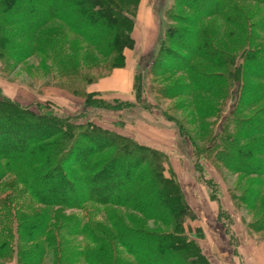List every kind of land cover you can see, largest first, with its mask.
<instances>
[{
	"label": "rangeland",
	"instance_id": "obj_1",
	"mask_svg": "<svg viewBox=\"0 0 264 264\" xmlns=\"http://www.w3.org/2000/svg\"><path fill=\"white\" fill-rule=\"evenodd\" d=\"M125 1L124 6L135 5V0ZM143 1L151 7L157 34L150 49L134 41L135 25L131 47H109L113 36L90 44L98 39L92 33L87 43L68 28L74 7L66 5H56L55 13L67 22L52 21L36 34L14 39L13 28H19L9 26L8 41L23 47V54H0V96L31 113L53 114L85 128L89 123L162 154L168 162L164 175L177 182L191 211L185 235L203 258L211 264H263L264 71L262 66L257 71L245 68L249 52H258L264 60V2L232 0L224 16L200 18L198 11L205 4L192 6L196 13L176 0ZM9 6L5 1L3 10ZM11 12L0 13L15 19L21 11ZM80 16L91 24L84 13ZM135 21L141 31L147 30V10L141 8ZM100 26L92 29H106ZM169 27L177 34L167 31ZM203 30L212 48L230 55L229 62L218 67L215 60L207 63L188 54L200 46ZM127 51L134 62L129 94L97 90L99 81L124 66L119 64ZM175 56L205 76L232 75L225 77L219 94H208L200 83H192ZM17 144L6 147L5 153L16 151ZM253 150L258 154L249 155ZM7 162L0 158V264L157 263L135 254L132 238L135 233L140 240L141 232L172 231L165 223L144 219L126 207L87 203L62 209L39 204L23 182L26 172H4ZM122 235L124 244L118 238Z\"/></svg>",
	"mask_w": 264,
	"mask_h": 264
},
{
	"label": "trees",
	"instance_id": "obj_2",
	"mask_svg": "<svg viewBox=\"0 0 264 264\" xmlns=\"http://www.w3.org/2000/svg\"><path fill=\"white\" fill-rule=\"evenodd\" d=\"M5 1L7 0H0L2 8L0 12H3V15L8 10L21 12L15 19L11 17L9 19L8 15L3 16L0 13V54L11 52V55H14L19 51V55H22L23 47L15 46L13 41H8L10 34L6 28L9 26L19 28L17 30L13 28L14 32H11L12 37L16 39L25 34H36L52 21H66L65 17L55 13L56 5H66L70 10L74 7L73 11L76 13L73 11L70 13L72 19H67L70 21L67 24L68 28L86 41L91 37L89 33H92V37L98 39L90 41V44L103 41L104 36H113L109 47L114 50L116 47L122 50L131 47L130 32L134 26L140 0H135L133 7L124 6L125 0H8L12 6L3 10ZM176 1L184 3V6L192 8L194 12L197 9L192 6L205 4L198 14L200 18H211L224 16L226 10H230L232 0H193L194 4L184 0ZM80 13H84L91 24H84ZM5 19H9L8 23ZM228 19L233 20L229 16ZM100 25H104L106 29L102 32L99 29H92V26ZM167 31L173 32V35L177 34V30L170 27ZM206 35L207 32L203 30L200 44L198 43L200 46L190 48L188 54L202 58L207 63L215 60L218 67L229 62L230 55L212 48L209 41L204 38ZM159 41L162 43V38ZM31 53L29 52L26 57H30ZM257 53L254 51L246 55L249 64L245 69L257 71L262 66L264 71V60L258 57ZM175 57L181 60L180 66L188 71L192 83H200L201 89L208 94H219L224 88L225 77L232 75L229 71L227 76L226 74L205 76L184 58ZM122 64L123 59L119 67ZM261 77L264 78V72ZM227 83L225 87L228 86ZM5 108L12 114L6 113ZM175 125L178 130L181 128V125L177 123ZM16 144L18 145L16 151L5 153L6 147L12 148ZM110 149V153L103 155ZM237 149L240 148L235 147V150ZM0 152V158L8 161L4 172L15 174L20 171L26 172L23 182L39 204L62 209H79L87 203L126 207L144 219L165 223L172 231L153 234L141 232L140 240L137 237L139 234L135 233V237L132 238L135 239L137 248L135 254L147 255L149 259L154 258L157 263L151 262L152 264H211L203 258L195 242L185 235L184 227L189 222L188 214L191 211L177 182L172 177L166 178L164 175L168 162L162 154L89 123L85 128L82 125L67 124L65 120L53 114L31 113L2 96H0ZM252 153L249 155L258 154L255 150ZM128 154H132L131 158ZM144 162L149 163L147 168H143ZM165 205L167 208H164ZM124 233L126 235L130 233L129 237L134 236L131 231ZM126 235L118 237L123 244ZM188 249L193 250V253L185 251ZM139 261L137 264H142Z\"/></svg>",
	"mask_w": 264,
	"mask_h": 264
},
{
	"label": "crops",
	"instance_id": "obj_3",
	"mask_svg": "<svg viewBox=\"0 0 264 264\" xmlns=\"http://www.w3.org/2000/svg\"><path fill=\"white\" fill-rule=\"evenodd\" d=\"M145 4L146 3L143 0L140 1L138 8H137L136 16L138 17V12L140 11L141 8H144L147 10L148 15H149V24L147 25L146 28L148 29L145 31H141V26L139 25V22L135 21L133 37L136 43L143 44L144 49H147V48L150 49L153 47V43H154V40L157 34H156V31L154 33V30H153V16H152L151 7L147 8L148 6ZM144 33L145 35L143 36ZM140 37L142 41L140 40ZM123 64L124 66L121 69H117L113 71L109 77L99 81L98 84L95 86V88H97V90H99L100 92L105 91V92L119 93L120 96L129 94V92L132 90L134 62L131 59V56L128 51L125 52Z\"/></svg>",
	"mask_w": 264,
	"mask_h": 264
}]
</instances>
